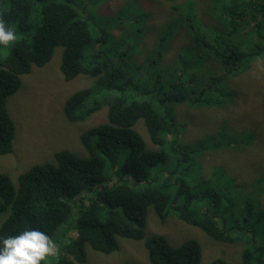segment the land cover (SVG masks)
<instances>
[{"label":"trees","instance_id":"1","mask_svg":"<svg viewBox=\"0 0 264 264\" xmlns=\"http://www.w3.org/2000/svg\"><path fill=\"white\" fill-rule=\"evenodd\" d=\"M125 5L119 16L100 23L78 0H0V18L17 34L0 48V155L11 152L15 136L7 98L32 65H45L58 46L65 79H93L65 100V116L78 122L107 108L106 120L81 135L87 155L59 150L53 161L21 173L17 184L0 171V237L28 228L45 232L58 247L41 264H85V244L108 254L120 248L119 237L144 239L151 264H203L198 240L175 246L158 233L145 238L147 215L154 210L150 214L161 224L176 214L217 241L244 240L236 264H264L262 197L256 206L244 203L237 198L239 186L229 190L219 171L207 174L198 153L211 146L182 143L169 105L211 103V93L227 76L264 58V0H210L206 6L217 21L209 26L189 0L182 5L184 16L158 32L150 53L148 43L137 39L147 36L150 14L137 0ZM119 25L128 28L117 40L110 29ZM180 30L197 47L185 48L179 61L163 67L165 47ZM207 58L215 59L223 75L204 73ZM140 120L152 147L136 128ZM216 146L224 147L220 141ZM253 185L262 195L264 186ZM206 264L232 263L218 257Z\"/></svg>","mask_w":264,"mask_h":264},{"label":"rangeland","instance_id":"2","mask_svg":"<svg viewBox=\"0 0 264 264\" xmlns=\"http://www.w3.org/2000/svg\"><path fill=\"white\" fill-rule=\"evenodd\" d=\"M78 1L85 2L94 11L97 15L94 18L98 22L106 23L109 18L119 16L127 6L125 2L130 0ZM187 1L189 0H137V5L150 14L147 36L137 37L140 42L148 43L149 53L159 39L158 32L166 29L169 22L184 16L182 5ZM193 1L203 22L207 26L215 24L217 18L209 13L210 7L206 6L210 0ZM174 4L178 10H175ZM127 28L119 25L111 28L110 33L119 40ZM176 34L175 32L165 47L161 58L163 67H171L174 61H179L178 57L181 58V52L185 48L197 47L196 41L185 30ZM203 51L200 49L199 52L204 55ZM62 53L63 48L58 46L45 65H32L31 72L22 76L21 87L7 98V108L15 123V136L11 152L0 155V171L9 175L15 184L21 173L34 164L53 161L55 152L59 150L67 149L78 155H87L81 141L82 133L106 120L107 108L104 105L82 121L72 122L65 116V100L77 90L91 86L93 79L84 74L70 80L65 79L60 68ZM213 59L205 61L204 73L208 75V71L212 70L216 75H223ZM227 77L211 93V103L193 104L187 100L169 105L182 143L194 147L211 146L198 153L206 173L219 171L224 177L221 180L229 190L239 186L238 199L256 206L258 199L262 197L264 205V191L260 195L261 188L253 185L257 182L264 186L261 178L264 175V58L253 62L251 67L240 74ZM104 100L101 99V103ZM136 128L148 146L152 147L142 120L137 123ZM218 141L224 147H213ZM153 211L150 210L147 215L145 238L158 233L175 246L189 239L198 240L202 245L203 264L218 257L232 264L240 260L246 245L244 240L236 243L217 241L201 228L180 220L176 214L161 224L157 216L150 214ZM76 235V232L71 233L72 237ZM261 240L264 241V238L261 237ZM144 241L119 237L120 248L108 254L95 251L85 244V264H151ZM57 247L58 244H55L54 255Z\"/></svg>","mask_w":264,"mask_h":264},{"label":"clouds","instance_id":"3","mask_svg":"<svg viewBox=\"0 0 264 264\" xmlns=\"http://www.w3.org/2000/svg\"><path fill=\"white\" fill-rule=\"evenodd\" d=\"M16 40L15 30L0 18V48ZM54 250L55 243L45 232L28 228L17 235L0 237V264H41Z\"/></svg>","mask_w":264,"mask_h":264}]
</instances>
